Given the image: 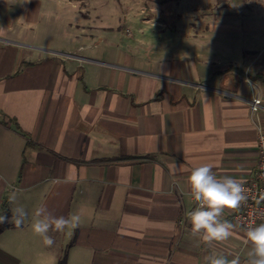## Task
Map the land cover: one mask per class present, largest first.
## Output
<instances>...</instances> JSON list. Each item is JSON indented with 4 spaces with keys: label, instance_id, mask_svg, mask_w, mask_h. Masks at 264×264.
<instances>
[{
    "label": "crops",
    "instance_id": "obj_1",
    "mask_svg": "<svg viewBox=\"0 0 264 264\" xmlns=\"http://www.w3.org/2000/svg\"><path fill=\"white\" fill-rule=\"evenodd\" d=\"M114 4L0 0V208L16 191L29 213L0 233V251L17 264H208L213 254L246 264L251 246L232 212L229 241L209 247L191 235L188 177L209 164L244 183L257 167L264 26L249 24L260 18L223 16L211 32L144 43L134 13L119 23ZM65 5L71 15L59 16ZM44 18L53 34L37 33ZM41 204L81 226L50 233L46 247L31 229Z\"/></svg>",
    "mask_w": 264,
    "mask_h": 264
},
{
    "label": "clouds",
    "instance_id": "obj_2",
    "mask_svg": "<svg viewBox=\"0 0 264 264\" xmlns=\"http://www.w3.org/2000/svg\"><path fill=\"white\" fill-rule=\"evenodd\" d=\"M190 195L195 208L186 213L191 224V235L202 239L205 246L224 243L233 237L236 226L224 217L226 211L235 212L247 203V189L243 182L231 177L217 178L209 164L192 170L188 177ZM9 204L14 205L11 218L0 214V224L12 223L15 228H22L29 219L24 206L17 203V193L13 191L8 197ZM81 226V217L77 214L54 216L45 204L36 207L32 213L31 229L42 239V243L51 248L55 244L50 233H63L76 230ZM246 243L250 244L246 264H264V223L247 230ZM208 264H241V258L229 259L223 254L206 257Z\"/></svg>",
    "mask_w": 264,
    "mask_h": 264
},
{
    "label": "rangeland",
    "instance_id": "obj_3",
    "mask_svg": "<svg viewBox=\"0 0 264 264\" xmlns=\"http://www.w3.org/2000/svg\"><path fill=\"white\" fill-rule=\"evenodd\" d=\"M120 2L122 1L115 0L113 6L114 12L121 18L119 23L123 21L121 14L134 13L138 24L142 25L141 40L144 43L151 39L153 34H171L177 30L182 34L187 29H194L198 33L211 32L212 26L221 24L223 16L257 15L259 22L249 25H252L253 29L264 26V21H261V18H264V0H137L140 4L137 7H123ZM80 9L84 12L83 15H86V10L90 8ZM57 10L59 16H70L72 12L68 5L60 6ZM51 21L54 23L55 20L44 18L38 22L37 33L53 34L51 29L50 32L41 30L42 26H48Z\"/></svg>",
    "mask_w": 264,
    "mask_h": 264
},
{
    "label": "built area",
    "instance_id": "obj_4",
    "mask_svg": "<svg viewBox=\"0 0 264 264\" xmlns=\"http://www.w3.org/2000/svg\"><path fill=\"white\" fill-rule=\"evenodd\" d=\"M261 99L257 96L249 101V110L256 115L261 109ZM258 131L257 167L248 182H244L247 189V203L239 210L231 213V220L240 226L245 234L247 230L260 223H264V129L255 122Z\"/></svg>",
    "mask_w": 264,
    "mask_h": 264
},
{
    "label": "trees",
    "instance_id": "obj_5",
    "mask_svg": "<svg viewBox=\"0 0 264 264\" xmlns=\"http://www.w3.org/2000/svg\"><path fill=\"white\" fill-rule=\"evenodd\" d=\"M0 214H6L10 218V209H9V201H3L0 208ZM8 227V223L0 224V233H2ZM0 256H2L9 264H17V261L11 256L0 251ZM65 260H61L57 262V264H64Z\"/></svg>",
    "mask_w": 264,
    "mask_h": 264
}]
</instances>
